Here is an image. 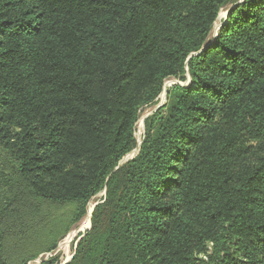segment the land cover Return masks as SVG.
I'll return each instance as SVG.
<instances>
[{
	"label": "trees",
	"instance_id": "obj_1",
	"mask_svg": "<svg viewBox=\"0 0 264 264\" xmlns=\"http://www.w3.org/2000/svg\"><path fill=\"white\" fill-rule=\"evenodd\" d=\"M240 1L0 0V264L102 191L65 264H264V0Z\"/></svg>",
	"mask_w": 264,
	"mask_h": 264
},
{
	"label": "rangeland",
	"instance_id": "obj_2",
	"mask_svg": "<svg viewBox=\"0 0 264 264\" xmlns=\"http://www.w3.org/2000/svg\"><path fill=\"white\" fill-rule=\"evenodd\" d=\"M242 2V0L240 1ZM239 2V3H240ZM228 14V10H222L217 22L214 25V31H213V36L216 34V32L218 31V29L220 28L221 24L225 21L226 17ZM179 82L175 79H168L165 84H164V88L162 90V93L160 95V97L158 98V103L157 105H155L154 107H148V108H144L140 119L138 121V123L136 124L135 127V140H136V147L133 151H131L128 155H126L124 157V159H129L131 160V156L135 157L138 152H136V148L138 143L141 144L142 139H143V135H144V121L147 119V117H149L150 115H152L153 112H155L156 110H158L156 107L160 104H162V106L166 103V96H165V92L164 90L167 91L168 88L172 87L175 84H178ZM181 86H187L189 84V79L184 82V83H180ZM165 96V98H164ZM127 160V161H129ZM126 161V162H127ZM105 192L102 191L101 193H99L98 195H96L87 205V209H86V215L81 219V221L75 225L73 227V229L69 232V234L60 241V243L58 244V247L55 251H53L52 253L49 254H45V255H41L39 258H37L35 261H33L30 264H40L43 261L49 260V259H57V263L56 264H65L67 263L73 256L74 250H75V246L76 243L79 241V239L86 233L87 230H89L90 228V219L88 222V216H89V207H95L97 204H99L101 202V199L103 198ZM92 208V209H93Z\"/></svg>",
	"mask_w": 264,
	"mask_h": 264
},
{
	"label": "water",
	"instance_id": "obj_3",
	"mask_svg": "<svg viewBox=\"0 0 264 264\" xmlns=\"http://www.w3.org/2000/svg\"><path fill=\"white\" fill-rule=\"evenodd\" d=\"M164 92H165V96H166L167 91L164 90ZM165 96H164V98H165ZM161 106H162V104L158 105L156 108L158 109V108H160ZM139 147H140V143H138V145H137L136 152L139 151ZM133 156H134V155H133ZM133 156H131V159L134 158ZM127 160H129V159H128V158H127V159H123V160L119 163L118 167H120L122 164H124ZM92 211H93V209H92L91 212H90L89 219H90V216H91Z\"/></svg>",
	"mask_w": 264,
	"mask_h": 264
},
{
	"label": "bare ground",
	"instance_id": "obj_4",
	"mask_svg": "<svg viewBox=\"0 0 264 264\" xmlns=\"http://www.w3.org/2000/svg\"><path fill=\"white\" fill-rule=\"evenodd\" d=\"M93 207H89V215ZM88 222H89V216H88Z\"/></svg>",
	"mask_w": 264,
	"mask_h": 264
}]
</instances>
